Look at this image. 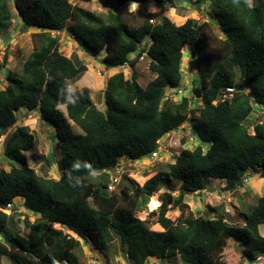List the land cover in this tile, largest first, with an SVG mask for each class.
<instances>
[{
	"label": "trees",
	"instance_id": "trees-1",
	"mask_svg": "<svg viewBox=\"0 0 264 264\" xmlns=\"http://www.w3.org/2000/svg\"><path fill=\"white\" fill-rule=\"evenodd\" d=\"M165 1L174 11L171 0ZM114 2L122 7L147 0ZM153 2L162 4V0ZM12 8L23 30L37 32L31 35L33 50L20 73L8 72L0 89L4 157L16 164L9 171L0 169V264L3 258L12 264H76L80 241L55 226L103 253L118 241L130 264H145L150 258L170 260L175 255L181 264H226L223 251L229 242L241 250L244 260L255 264L264 254V236L259 232L264 226V193L249 207L243 226L219 215L186 213L184 198L202 192L211 180L224 181L225 191H235L244 185L246 172L255 176L264 170V115L254 111L264 106V0H211L209 21L187 19L181 25L166 16L151 22L144 13L134 22L135 15L119 11H108L104 19L68 0H0V35L12 25ZM212 25L225 36L216 39L217 55L209 52L204 36ZM60 32L73 37L87 56L105 68L127 64L131 69L128 79L122 72L108 78L104 111L93 104L88 89L71 94L76 103L67 102L68 83L78 81L86 66L60 53L58 36H52ZM147 37L150 43H145ZM192 45L200 84L193 88L191 99L181 96L177 103L167 100L162 105L164 93L181 86L184 47ZM142 53L154 75L145 87L138 84L135 71ZM4 64L6 56L0 68ZM237 79L240 85L235 84ZM226 88L234 93L221 102ZM193 97L203 102L197 113L191 108ZM19 109L38 112L54 130L56 148L62 153L59 179L39 177L30 167L25 152L35 140L27 126H16ZM254 118L249 132L244 122L249 125ZM69 122L83 134H74ZM184 123L198 143L192 150L184 149L165 165L166 170L146 176L141 187L124 176L114 191L108 190L111 180L105 171L113 169L120 157L135 161L150 155L158 140ZM77 162L81 166L74 168ZM172 185H178L177 197L172 196ZM163 186L167 190L158 197L160 206L151 213L163 229L157 232L134 213L144 210ZM17 197L22 200L19 205L37 217L32 222L24 218V234L2 211ZM172 209L180 211L174 221L166 216Z\"/></svg>",
	"mask_w": 264,
	"mask_h": 264
},
{
	"label": "rangeland",
	"instance_id": "rangeland-1",
	"mask_svg": "<svg viewBox=\"0 0 264 264\" xmlns=\"http://www.w3.org/2000/svg\"><path fill=\"white\" fill-rule=\"evenodd\" d=\"M68 1L73 6L84 8L104 19L106 18L108 11H119L135 15L133 20L136 22L141 13H144L149 15L152 22L156 20L160 21L163 16H166L176 25L183 24L187 19H195L199 23L207 22L209 21L208 15L211 9V0H203L204 3L199 4H197L198 0H171L170 2H172V5L174 6V11L170 10V6L165 0H162V4L159 6H155L153 0H147V2L143 4L127 3L122 7L116 6L114 4L115 2L110 0H90L88 2H84L83 0ZM112 2L114 3L111 4ZM211 27V30H206L204 34V36L207 37L206 46L210 53L217 55L220 51L216 39H223L225 36L218 27H215V25H212ZM23 29L24 28L15 9L12 8V25L0 35V62L3 60V57L6 56V64L0 68V89H4L5 87L7 73H20L22 63L33 50L31 35L37 32V30L33 28H28L26 30ZM55 35L58 36L60 53L75 61L79 59L86 66V72H84L81 78L75 83H68L67 86L71 85L75 91L88 89L93 104L98 107L100 111H104L106 109L104 103V90L106 88L107 80L111 76L110 74H114L112 72L113 69L108 68V73H105V69L102 64H100V61H94L87 56L84 50L78 46L73 37L68 36L65 32L52 34V36ZM150 41L151 39L149 37L145 39V43H150ZM192 49L194 48L184 47L183 59L187 60H183L184 62L182 63L181 71L184 73V77L181 86L178 88L180 90L184 89V94L182 95L188 99H191L193 88L200 84L196 59L197 54L193 56L189 54L190 52L192 53ZM103 56L104 53H101L99 58L101 59ZM122 70L123 69H120L125 78L128 79L126 76L130 73L129 66H125L124 70ZM135 71L138 76L137 82L142 87H145L146 84L154 78V75L148 69V60L146 58L142 61H138L135 65ZM235 84L240 85L239 79L235 81ZM242 86L244 87V92L248 93L247 86ZM166 92L161 101L162 105L167 100L172 103L178 102L179 98L176 97L166 99ZM248 97L250 98L249 94ZM191 104V108H196V113L199 112L203 106L201 98L196 97L192 98ZM258 109L259 108L254 110L257 114L260 113L258 112ZM22 111L23 109L15 113L17 118L16 126H27L35 140L33 147L25 152L30 167L35 170L39 177L54 180L59 179L61 175L60 162L62 159V153L56 148V136L54 130L40 119L39 114H37L38 112H29V115H27L28 117H25L22 115ZM69 123L74 134H83L80 127L73 124V122ZM247 123L248 122L246 121L244 122L245 126L248 127L249 132H251V124L248 125ZM12 130L13 129H10L7 133H11ZM183 140H185V143ZM158 142L159 148L157 149L156 156L152 158L145 156L140 160L135 161H132L127 157H120L117 160L116 166L111 170L105 171V173L108 174L109 178L111 177V179H115L119 182L122 177L127 176L135 185L141 187L147 178L146 176L153 175L157 171L166 170L165 165L173 163L175 155H179L184 149L192 150L198 144L190 132L189 125L186 123H184L177 131L164 135ZM15 165V163L10 162L9 159L4 157V147L3 145H0V169L9 171L10 168ZM94 173V176L99 175L98 172ZM262 174L263 172H260L259 175H256L258 180H255L254 178L248 179L247 177H252L253 175H249V173L246 172L244 174L245 178L243 179L244 185L237 187L236 190L232 192L223 189L225 182L220 180H211L207 182L202 192L192 193L184 198L185 203L188 205L186 213L190 212L194 216L203 217H214L219 215L225 218L229 223L243 226L245 223L244 215L248 212L249 207L253 205L256 198L264 193V176ZM172 188V196L177 197L179 193L178 185H172ZM166 190V186H163L153 196L158 200L159 195L166 192ZM151 197L149 200H151ZM12 201L16 204L13 210L11 212L4 210L3 212L13 218L14 227L20 233L24 234L26 230L24 228V218L27 217L29 221L32 222L37 217L26 211L23 206L19 205L22 203V200L18 197ZM149 203L150 201L144 210L135 212L134 215L141 221L147 220L150 230L161 232L163 229L156 223L157 215L151 214L152 212H156L160 205L157 206L155 210H151ZM211 208L217 209V213L212 214L209 210ZM179 214L180 211L178 209H172L167 212L166 216L174 221L179 217ZM55 228L62 229L64 233L80 241L81 249L76 252V264H91L94 260L99 262V264H130V262L122 256L119 250L118 241L113 242L111 244L112 248H109L106 253H103L95 249L92 244L84 243L77 236L75 237L71 235L65 228L59 226H55ZM259 232L264 236V226L259 228ZM2 261L4 264H12V262L6 258H3ZM148 261H151L153 264L155 263V260H152V258L148 259L146 263ZM223 261L226 264H250L242 258L241 250L234 244V242H229L226 249L223 251ZM159 264H181V262L179 261V256L175 255L174 259L159 260Z\"/></svg>",
	"mask_w": 264,
	"mask_h": 264
},
{
	"label": "built area",
	"instance_id": "built-area-1",
	"mask_svg": "<svg viewBox=\"0 0 264 264\" xmlns=\"http://www.w3.org/2000/svg\"><path fill=\"white\" fill-rule=\"evenodd\" d=\"M151 22H152V21H151ZM143 47H144V45H141V49H143ZM192 50H193L192 53L190 52L189 54L193 56L195 51H194V49H192ZM145 55H146V53H142L141 56L139 57V61L144 60V59H145ZM125 66L127 67L128 65L126 64ZM183 90H184V89L180 90V89H178V88H175V89H169V90H168L169 92H166V93H167V94H166L167 97L165 96V98H166V99H170V98H172V97L180 98L181 96H183L182 94H184V91H183ZM232 93H234V89H233V88H226V89L224 90V92L222 93L221 97L219 98V100H220L221 102H223V101H225L226 99H229V97H230V95H231ZM213 103L215 104L216 101L213 102ZM256 108H259V109H258V110H259L258 112H260L259 114H264V106H263V105L256 106ZM3 142H4V138L1 136V137H0V145L3 144ZM157 143L159 144L158 141H157ZM158 148H159V146L156 148V150H155L154 152H152V153L150 154L149 158H150V157L152 158V157L156 156V153H157V151H158V150H157ZM110 180H111V182H110V184L108 185V190H109L110 192H112V191H114V190L116 189L117 185L119 184V181H117V180H115V179H111V177H110ZM117 182H118V183H117ZM14 206H15V204H14L13 202H11V203L7 204L5 210L11 212V211L13 210ZM91 264H99V262H97L96 260H94V261H92ZM145 264H153V263H152L151 261H148V262L145 263ZM154 264H159V260L155 261ZM255 264H264V255H261V256L257 257V259H256V263H255Z\"/></svg>",
	"mask_w": 264,
	"mask_h": 264
},
{
	"label": "clouds",
	"instance_id": "clouds-1",
	"mask_svg": "<svg viewBox=\"0 0 264 264\" xmlns=\"http://www.w3.org/2000/svg\"><path fill=\"white\" fill-rule=\"evenodd\" d=\"M186 47H188V46H186ZM190 47H193L194 49H195V47L192 45V46H190ZM189 48V47H188ZM197 59V58H196ZM125 67V66H124ZM184 74V73H183ZM65 91L69 94V95H67V97H66V100H67V102L68 103H72V104H74V103H76V99H73V96L71 95L72 93H74L75 92V89L71 86V85H69L66 89H65ZM261 115H264V114H261ZM171 133V132H170ZM169 134V133H168ZM168 134H166V135H168ZM2 137L4 138V141H5V137L6 136H4V135H2ZM159 141V140H158ZM4 143V142H3ZM158 144V143H157ZM1 145H3V144H1ZM158 146H159V144H158ZM148 156H150V155H148ZM81 165H80V163L79 162H77V163H75L74 165H73V167L74 168H79ZM87 167H89L90 168V165H86ZM93 175L95 174L94 172L92 173ZM13 202V201H12ZM22 204V203H21ZM16 205V204H15ZM5 210V209H4ZM4 210H2V211H4ZM264 255V254H263ZM261 256V255H260ZM256 263V262H255Z\"/></svg>",
	"mask_w": 264,
	"mask_h": 264
},
{
	"label": "crops",
	"instance_id": "crops-1",
	"mask_svg": "<svg viewBox=\"0 0 264 264\" xmlns=\"http://www.w3.org/2000/svg\"><path fill=\"white\" fill-rule=\"evenodd\" d=\"M110 1H114V0H110ZM113 3H114V2H112L111 4H113ZM183 60H187V59H183ZM183 62H184V61H183ZM103 67H104V66H103ZM104 69H105L104 72H105V73H108V68H105V67H104ZM111 69H113L112 72L115 74V73L121 72L120 69H123V70H124V67L111 68ZM114 69H115V70H114ZM129 69H130V68H129ZM123 70H122V71H123ZM129 74H131V69H130V73H128L127 76H126L127 78L129 77ZM110 75L112 76L113 74H110ZM20 110H21V109H19L17 112H19ZM28 113H29V111L27 112V110H24V109H23V111H22V115H23V116L28 117V116H27V115H29ZM33 113H37V112H33ZM37 114H38V113H37ZM258 114H259V113H258ZM259 115H260V114H259ZM248 119H251V118L249 117ZM252 122H253V123H252ZM252 122H251V126H250L251 129L253 128L254 122H256V121H255V118L253 119ZM249 125H250V124H249ZM251 132H252V131H251ZM261 172H263L262 175L264 176V170H262ZM258 175H259V174H258ZM247 178H248V179H249V178H254L255 180H258L257 177H256V175L253 176V177H250V176H249V177H247ZM248 181H249V180H248ZM222 182H224V181H222Z\"/></svg>",
	"mask_w": 264,
	"mask_h": 264
},
{
	"label": "bare ground",
	"instance_id": "bare-ground-1",
	"mask_svg": "<svg viewBox=\"0 0 264 264\" xmlns=\"http://www.w3.org/2000/svg\"><path fill=\"white\" fill-rule=\"evenodd\" d=\"M160 203H159V199L157 200L154 196L151 197V200H150V203H149V206H150V209L151 210H155L157 206H159Z\"/></svg>",
	"mask_w": 264,
	"mask_h": 264
},
{
	"label": "water",
	"instance_id": "water-1",
	"mask_svg": "<svg viewBox=\"0 0 264 264\" xmlns=\"http://www.w3.org/2000/svg\"><path fill=\"white\" fill-rule=\"evenodd\" d=\"M194 193H197V191H196V192H194Z\"/></svg>",
	"mask_w": 264,
	"mask_h": 264
}]
</instances>
